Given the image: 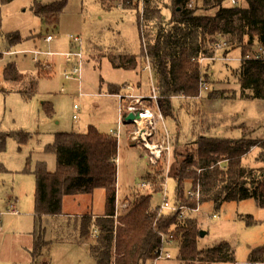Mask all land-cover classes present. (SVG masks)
I'll return each instance as SVG.
<instances>
[{"label":"rangeland","instance_id":"374dc122","mask_svg":"<svg viewBox=\"0 0 264 264\" xmlns=\"http://www.w3.org/2000/svg\"><path fill=\"white\" fill-rule=\"evenodd\" d=\"M54 1L58 0H44ZM160 2L167 5L170 0ZM193 2L199 9L198 13L214 14L215 9H201V0H191L185 6L190 7ZM32 4L33 0H13L6 4L0 0V53L3 54L0 60V131H21L28 135L22 143L15 136H9L5 150L0 152V164L5 168V171H0V264L31 263L35 188L32 171L35 163L42 160L49 171L54 170L55 156L44 152V148L54 141L57 133H82L88 125H94L103 134L119 131L117 182L112 193L117 214L126 210L133 193L142 192L138 185L143 180L139 177L144 176L145 169L149 170L157 161L163 169L164 179L159 186L163 190L161 184L166 182L164 195L173 203V177L177 162L181 161V153L190 148L186 146L195 135L246 136L264 140V100L238 98L237 73L244 60L239 50H233L226 56L220 52L211 60H201L197 99L192 100L185 95L183 98L173 97V116L164 117L159 95L156 99L150 97L158 86L150 67L146 66L148 61L140 59L136 69L128 70L114 66L108 57L115 56L114 62L118 64L120 55H138L141 51L132 8H122V4L116 1H110L108 8L97 0H67L58 22L45 23L34 14ZM245 5L242 0V6ZM163 12L169 15L167 9ZM13 32L23 40L9 45L7 36ZM48 34L53 36L49 43L44 40ZM71 35L80 38L83 51L80 97L78 83L63 79L66 68L63 54L69 48ZM34 51L41 59L37 64L32 61ZM47 52L52 53L47 61L52 65L50 68L42 66ZM10 60L17 62L18 71L23 74L20 81L2 78V69ZM41 71L51 73L44 75ZM110 83L119 87L114 95L104 93ZM62 87L65 88L63 91ZM21 91L33 94L26 99ZM42 102L52 106L50 115L45 113ZM74 104L78 105V111L73 109ZM146 109L155 128L147 139L149 147L153 149L152 145H163L167 148L159 158L153 157V161L149 158L151 154L145 142L132 146L126 140L135 128L124 122L125 117L132 111L145 113ZM158 114L162 119L157 120ZM73 115L77 118L74 119ZM176 134L181 141L177 146L173 144ZM250 152L242 160L243 165H254L253 158L259 150ZM104 192L103 188L95 190L92 198L87 195L65 196L63 211L67 214L92 211L101 215ZM163 198L162 192L155 194L153 204L160 205ZM10 199L15 202V214L8 209ZM123 203L126 207L120 208ZM185 214L194 216L203 232L197 242L199 249H208L224 241L232 246L235 262L220 264H245L251 250L264 245V206L254 199L223 201L220 204L205 202L194 210H186ZM250 221L253 223L247 224ZM51 235V232H46L47 239H52ZM91 236L89 240L92 241L94 238ZM88 246V241L70 244L53 240L38 264L43 261L49 264H94ZM163 251L168 252L165 248ZM169 251L170 258H155L145 264H181L177 259L178 248L175 246Z\"/></svg>","mask_w":264,"mask_h":264},{"label":"trees","instance_id":"16d2710c","mask_svg":"<svg viewBox=\"0 0 264 264\" xmlns=\"http://www.w3.org/2000/svg\"><path fill=\"white\" fill-rule=\"evenodd\" d=\"M11 1L1 0V3ZM97 1L108 8L110 1H116L122 4V8L134 10L140 53L120 55L118 64L114 62L115 56L108 57L114 66L128 70L136 69L140 59L148 61L157 82L164 117L173 116V97L185 95L197 99L201 59L210 60L220 52L226 56L233 50H239L240 57H245L259 47L264 48V0H244L245 6H242V0H238L237 5H230L228 0H201V9H215L211 15L198 13L195 2L186 7L191 0H170L167 5L160 0ZM66 4L67 0H33L32 10L43 22L57 23ZM163 9H167L169 15L166 16ZM22 40L17 32H13L6 41L9 45H16ZM223 42L219 49L217 45ZM2 57L0 53V60ZM41 72L44 75L51 73ZM237 74L239 99L264 100V61H241ZM22 76L15 60L6 62L2 69L4 80L20 81ZM118 88L110 83L104 93L114 95ZM21 93L26 99L33 94ZM42 105L45 113L50 115L52 106L48 102H42ZM11 135L19 143L28 139V135L21 131H0V152L5 150L6 139ZM178 142L181 143L176 134L173 144L177 146ZM188 146L190 148L180 155L181 161L177 162L173 177V205L180 209L164 211L153 204L155 194H161L159 184L164 181L163 169L157 161L139 177L151 183L150 186L133 193L126 210L114 217L112 193L117 182V140L108 133L103 134L94 125H88L82 133L55 134L54 141L44 148V152L55 156L54 170L49 171L42 160L35 163L32 171L35 188L30 264H38L53 240L80 244L91 238L94 231L95 238L88 246L94 264L153 262L168 237L178 248L177 259L181 264L234 263V249L228 242L199 249L197 242L201 230L197 220L191 215L180 217V210H194L205 202L220 204L246 199H254L263 207L264 140L246 136L195 135ZM252 149L259 150L253 158L254 165H243L242 160ZM29 161L28 158L27 165ZM0 171H5L2 164ZM101 188L105 189L102 215H94L92 211L64 213L63 197L87 195L92 198L95 190ZM46 232L52 233V239L46 238ZM258 262H264V245L251 250L246 264ZM42 264L49 262L43 261Z\"/></svg>","mask_w":264,"mask_h":264},{"label":"built area","instance_id":"2783aa9c","mask_svg":"<svg viewBox=\"0 0 264 264\" xmlns=\"http://www.w3.org/2000/svg\"><path fill=\"white\" fill-rule=\"evenodd\" d=\"M228 2L230 3V5H237L238 4V0H228ZM69 38H70L69 48L63 54V62L65 63V66H66V68L64 69V72H63V79L66 81H74V82L78 83V88H77L78 89V97H80V96H82V93L80 91V81H81V77H82V62H83L82 61L83 51L81 49V40L78 36H73V35H71ZM52 39H53V36L50 34H48L44 38V40L47 43H49ZM223 45H224V42L217 45V47L222 48ZM37 53H38L37 51H34L33 56H32V61L36 64L38 62H40V60H41L40 57H38L39 53L38 54ZM50 57H52V53L47 52L45 54V61H43V64H42V66L44 68L52 67L51 63L49 64L47 62ZM201 60H206V59H201ZM252 60L253 61H262V62L264 61V48L263 47H259L255 53L245 56L243 61H252ZM146 66H149V64H147ZM150 70H151V68H150ZM202 86L206 87L205 84H202ZM64 89L65 88L62 87L61 91H63ZM207 90H208V88H207ZM156 92H157V94L154 95V93H156ZM158 95H159V93H158V88H157V90L156 89L153 90V94L150 95V97L151 98L153 97L154 99H156ZM180 98H183V97L181 96ZM73 109L78 111L79 110L78 105L74 104ZM148 112H149L148 109L145 110V113L139 112V113L135 114V113H133V111L131 112L134 114V118L128 124L133 125L135 130L128 134V136L126 137V140L129 144H138L141 141L145 142L146 147H148L147 149L150 150L151 155L149 156V158L151 161H153V157L158 156V158H159L161 153L167 148L164 147L163 145H152L153 149L149 147V143L147 142V139L152 136L153 130L155 131V128L153 127V124L151 122L152 118L150 116H148L150 113L147 115V118H143V124L141 126L136 122V119H137V117H139V115L142 116L143 114H146ZM73 118L76 119L77 116L73 115ZM160 119H162V116H161V114H158L157 120H160ZM147 120H148V123H145ZM124 121H125V119H124ZM110 133H111L110 134L111 137L115 138L116 140L120 139L119 131H113L112 130V131H110ZM150 184L151 183H149V182L142 181L138 185V187L140 189H145V188L149 187ZM161 186L163 187V190L161 188V192H162V195L164 198H163L162 202L160 203V205H158L159 209L164 210V211H175V210L180 209V208L176 207L175 205H173V203L171 204L167 200V197H165L164 193H165V188H166V182L162 183ZM125 207H126V203H123L120 205V208H125ZM185 211H186L185 209L180 210V217L186 216ZM13 212L16 213V210H13ZM118 215L119 214L116 213V208H115L114 217H117ZM95 233L96 232L94 231L93 236H95ZM93 238H95V237H93ZM171 240H172L171 237L165 238L163 245L166 243H169ZM163 250H164V248H160L158 250L157 257L158 258H162V257L169 258L170 257L169 253L167 251L164 252Z\"/></svg>","mask_w":264,"mask_h":264},{"label":"crops","instance_id":"0c3cea01","mask_svg":"<svg viewBox=\"0 0 264 264\" xmlns=\"http://www.w3.org/2000/svg\"><path fill=\"white\" fill-rule=\"evenodd\" d=\"M63 65H65V63L63 62ZM64 71V70H63ZM99 190V189H98ZM8 209H10L9 211L11 212V213H13V214H15L14 212H13V210H15V209H17L16 208V206H15V202L13 203L12 202V200L10 199V201H9V205H8ZM104 209V208H103ZM80 213H83V212H80ZM80 213H78V214H80ZM17 214H18V212H17ZM94 214V213H93ZM101 215L103 214V210L101 211V213H100ZM95 215V214H94ZM98 215V214H97ZM93 240V239H92ZM88 241V245L90 244V242H91V240H87ZM176 245H175V243H172V242H169V243H166L165 245H164V247L163 248H165L166 250H168V252H169V255H170V257H171V254H170V251H169V249L170 248H174ZM169 257V258H170ZM158 258V257H157ZM93 259V258H92ZM159 259V258H158ZM156 260V259H155ZM94 262V261H93ZM248 262V257H247V260H246V262H245V264ZM260 263H264V262H258L257 264H260Z\"/></svg>","mask_w":264,"mask_h":264},{"label":"water","instance_id":"95a60500","mask_svg":"<svg viewBox=\"0 0 264 264\" xmlns=\"http://www.w3.org/2000/svg\"><path fill=\"white\" fill-rule=\"evenodd\" d=\"M133 118H134V114L130 112V113H128L127 116L125 117V121H124V122H125L126 124H128V123H130V122L133 120ZM200 236H201V237L203 236V232H202V231L200 232Z\"/></svg>","mask_w":264,"mask_h":264},{"label":"bare ground","instance_id":"6f19581e","mask_svg":"<svg viewBox=\"0 0 264 264\" xmlns=\"http://www.w3.org/2000/svg\"><path fill=\"white\" fill-rule=\"evenodd\" d=\"M147 114H143L142 116L139 115V117H137L136 122L141 126L143 124V118H147Z\"/></svg>","mask_w":264,"mask_h":264}]
</instances>
